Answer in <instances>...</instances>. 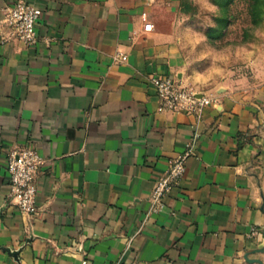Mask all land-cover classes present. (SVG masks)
I'll list each match as a JSON object with an SVG mask.
<instances>
[{
  "label": "crops",
  "instance_id": "obj_1",
  "mask_svg": "<svg viewBox=\"0 0 264 264\" xmlns=\"http://www.w3.org/2000/svg\"><path fill=\"white\" fill-rule=\"evenodd\" d=\"M15 1L0 0V264H264V83L211 94L199 122L159 113L148 78L186 82L178 0H25L42 11L32 46L6 40ZM195 128L183 178L147 215ZM25 146L44 159L31 215L5 164Z\"/></svg>",
  "mask_w": 264,
  "mask_h": 264
},
{
  "label": "rangeland",
  "instance_id": "obj_2",
  "mask_svg": "<svg viewBox=\"0 0 264 264\" xmlns=\"http://www.w3.org/2000/svg\"><path fill=\"white\" fill-rule=\"evenodd\" d=\"M178 68L210 95L264 83V0H178Z\"/></svg>",
  "mask_w": 264,
  "mask_h": 264
},
{
  "label": "built area",
  "instance_id": "obj_3",
  "mask_svg": "<svg viewBox=\"0 0 264 264\" xmlns=\"http://www.w3.org/2000/svg\"><path fill=\"white\" fill-rule=\"evenodd\" d=\"M41 9L25 0H16L4 10V23L9 30L8 39L17 40L26 46L37 41L35 26L41 17ZM143 32L153 29V24L145 13L141 14ZM114 60L124 58L121 53L113 56ZM148 81L155 89L158 104L156 111L190 114L199 122L205 107L213 102V97L179 81L169 75H152ZM199 138L195 128L185 149L171 161L167 170L155 181L150 192L147 215L158 213L165 207V197L178 187L186 170L187 159L194 154V146ZM44 159L32 146L15 148L6 154V170L9 178V200L22 213L31 215L36 211V175ZM80 264H87L82 260Z\"/></svg>",
  "mask_w": 264,
  "mask_h": 264
}]
</instances>
